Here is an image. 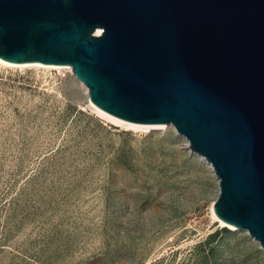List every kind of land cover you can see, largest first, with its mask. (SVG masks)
I'll list each match as a JSON object with an SVG mask.
<instances>
[{
    "label": "rangeland",
    "instance_id": "obj_1",
    "mask_svg": "<svg viewBox=\"0 0 264 264\" xmlns=\"http://www.w3.org/2000/svg\"><path fill=\"white\" fill-rule=\"evenodd\" d=\"M217 193L171 125L107 121L70 68L0 65V264H264Z\"/></svg>",
    "mask_w": 264,
    "mask_h": 264
},
{
    "label": "water",
    "instance_id": "obj_2",
    "mask_svg": "<svg viewBox=\"0 0 264 264\" xmlns=\"http://www.w3.org/2000/svg\"><path fill=\"white\" fill-rule=\"evenodd\" d=\"M0 58L68 64L103 110L170 123L264 250V0H0Z\"/></svg>",
    "mask_w": 264,
    "mask_h": 264
},
{
    "label": "bare ground",
    "instance_id": "obj_3",
    "mask_svg": "<svg viewBox=\"0 0 264 264\" xmlns=\"http://www.w3.org/2000/svg\"><path fill=\"white\" fill-rule=\"evenodd\" d=\"M0 65H4L5 67L6 66L7 67L8 66L9 67L10 66L11 67L12 66H15V67L35 66V67H39V68L42 67V68H46V69L47 68H53V69L54 68H70V66L68 64L45 63V62H40V61L11 62V61L4 60L2 58H0ZM83 86H84V88H85V90L87 92L86 85L83 84ZM88 103L98 115L104 117L107 121H109V122H111V123H113L115 125L124 127L127 130L128 129H134V130L135 129H139V130H143L144 129V130H148V129H156V128H160L161 129V127H164V126H166L168 124L171 125L170 123L164 124V123H138V122H132V121L120 118L118 116H115V115L103 110L102 108H100L97 105H95L94 103H92L89 99H88ZM197 155L206 163V165L213 172L212 166L209 163V161L206 160L204 156L199 155V154H197ZM213 175L215 176L214 172H213ZM215 178L217 180L216 176H215ZM210 212H211V216H212L213 220L217 221L221 226H226L227 228H229L231 230L237 229V227L234 224L228 223V222L222 220L221 218H219L217 215H215V213L212 211L211 206H210ZM243 230H245V229H243Z\"/></svg>",
    "mask_w": 264,
    "mask_h": 264
},
{
    "label": "trees",
    "instance_id": "obj_4",
    "mask_svg": "<svg viewBox=\"0 0 264 264\" xmlns=\"http://www.w3.org/2000/svg\"><path fill=\"white\" fill-rule=\"evenodd\" d=\"M222 228H223L224 230H228V228H227V227H224V226H223ZM216 231H217V230H215L214 232H216Z\"/></svg>",
    "mask_w": 264,
    "mask_h": 264
},
{
    "label": "built area",
    "instance_id": "obj_5",
    "mask_svg": "<svg viewBox=\"0 0 264 264\" xmlns=\"http://www.w3.org/2000/svg\"><path fill=\"white\" fill-rule=\"evenodd\" d=\"M54 69H56L58 71V70H61L62 68H54Z\"/></svg>",
    "mask_w": 264,
    "mask_h": 264
}]
</instances>
